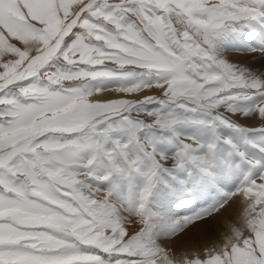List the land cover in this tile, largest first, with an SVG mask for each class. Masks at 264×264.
Instances as JSON below:
<instances>
[{
    "label": "snow or ice",
    "instance_id": "snow-or-ice-1",
    "mask_svg": "<svg viewBox=\"0 0 264 264\" xmlns=\"http://www.w3.org/2000/svg\"><path fill=\"white\" fill-rule=\"evenodd\" d=\"M234 116L264 125V0H0V264H264Z\"/></svg>",
    "mask_w": 264,
    "mask_h": 264
},
{
    "label": "bare ground",
    "instance_id": "bare-ground-1",
    "mask_svg": "<svg viewBox=\"0 0 264 264\" xmlns=\"http://www.w3.org/2000/svg\"><path fill=\"white\" fill-rule=\"evenodd\" d=\"M227 56L231 61L239 62L241 64H246L247 66L253 68L254 70H260L262 67L260 65L261 63L255 65V66H252L253 62L249 61V63H248V60H247V59H249L248 58L249 55L241 54L239 51H236V50L230 51L229 53H227ZM150 94H158V93H150ZM119 96H120V94L116 93L114 90H109V91L102 93L100 95L99 99L100 100H108V99L118 98ZM134 98H137V97H134ZM233 119L237 120L238 123H240L241 125L246 126V127L264 126V125H261V123L258 119H244L242 117H237V116H234ZM238 211H239L238 206L233 205V208L230 210L231 215L229 217L220 218L217 222L212 223L204 231L205 233H202V232L198 233V236L200 235L202 237V238H200V240L204 242L205 236L210 237V239L219 237V235L224 231V228H225V225H226V222L228 221V219H234L236 217V215L238 214ZM196 238H197V235H196ZM210 239L209 240L206 239V241L207 240L210 241ZM193 241H194V239H193ZM189 243H190V240L187 242V246H191V243H190V245H189ZM202 245H205V244H202ZM195 246H196V244H195Z\"/></svg>",
    "mask_w": 264,
    "mask_h": 264
},
{
    "label": "rangeland",
    "instance_id": "rangeland-1",
    "mask_svg": "<svg viewBox=\"0 0 264 264\" xmlns=\"http://www.w3.org/2000/svg\"><path fill=\"white\" fill-rule=\"evenodd\" d=\"M257 57V58H256ZM248 58L249 59H247L248 60V63H249V61L250 62H253V64H252V66H255V65H257V64H260L261 66H262V59L259 57V56H255V57H253V56H248ZM134 98V97H133ZM209 232V231H208ZM202 233H205L204 231H202ZM196 235H197V238H196ZM200 238H202L200 235L198 236V233L197 234H195L194 236H192L191 237V239H190V243H191V246L192 247H204L205 245H207V244H209L210 243V241H208L209 239H210V237H207V236H205L204 237V242L203 241H201L200 240ZM208 239L207 241H206V239ZM193 239H194V241H193ZM211 240V239H210ZM201 241V242H200ZM203 242V243H202ZM190 243H189V245H190ZM196 244V246H195V244ZM205 244V245H202V244ZM194 245V246H193Z\"/></svg>",
    "mask_w": 264,
    "mask_h": 264
}]
</instances>
